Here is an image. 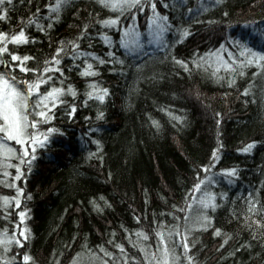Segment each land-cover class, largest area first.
Instances as JSON below:
<instances>
[{"label":"trees","instance_id":"16d2710c","mask_svg":"<svg viewBox=\"0 0 264 264\" xmlns=\"http://www.w3.org/2000/svg\"><path fill=\"white\" fill-rule=\"evenodd\" d=\"M54 2L12 0L5 6L7 19L0 20V31L10 35L23 27L29 36L25 44L8 45L18 55L33 58L24 62L26 67H43L55 54L61 72L51 73L53 82L63 88L71 84L77 92L76 97L65 93L60 97L64 103L49 109L51 121L33 117L40 120L38 132L48 127L58 131L48 134L47 144L36 146L30 163L21 164L22 175L15 181L23 189L20 206L13 201L0 208V228L23 240L19 229L24 226L28 235L22 246L13 245L0 256H15L13 264H25L21 257L27 252L29 264H69L73 255L87 249L103 256L98 251L103 246L114 254L104 257L109 264L113 258L122 264L115 247L119 243L128 257H137L128 264H142L140 246L155 250L159 221L173 223V212L183 225L180 208L186 207L185 198L192 199L195 190H188L197 181L196 173L200 178L207 174L199 166L209 164L216 149L218 159L210 168H235L236 175L224 173L210 185L217 207L207 213L208 226L186 238L187 252L195 264H264V228L252 220L255 216L264 223V74L253 76L255 65L241 69L236 63L244 59L241 46L264 52V0H142L143 11L132 9L141 32L153 2L155 11L168 18L164 41L145 55L130 54L121 46V29L133 18L129 12L108 27L98 21L116 13L98 0H69L59 18L50 21L45 5ZM33 16L43 32L25 23ZM183 30L189 34L181 39ZM57 47L62 53H55ZM77 50L95 56L76 55ZM216 54L233 68H225ZM85 61L95 75H81ZM12 71L18 80L33 78L19 68ZM93 80L95 87L108 89L103 102L85 99ZM46 88L41 85V91ZM97 112L103 114L99 119ZM250 141H255L251 151L239 150ZM12 163L19 161L13 158ZM8 171L11 182L15 169ZM5 195L16 196L15 188L0 185V196ZM93 199L102 211L93 207ZM250 200L258 209L251 214ZM24 209L22 223L16 213ZM217 228L220 232L214 235ZM178 249L184 252L182 245Z\"/></svg>","mask_w":264,"mask_h":264},{"label":"snow or ice","instance_id":"6c2138e0","mask_svg":"<svg viewBox=\"0 0 264 264\" xmlns=\"http://www.w3.org/2000/svg\"><path fill=\"white\" fill-rule=\"evenodd\" d=\"M69 0H55L54 3L45 5L47 10V15L49 20H56L59 18L62 10L68 4ZM219 2V0H217ZM98 3L105 9L111 10L116 13L102 20H99L98 23L108 27L114 26L120 19L121 15L125 12H129L133 19L135 18V12L132 11L134 8H138L140 11H143L141 7L142 0H98ZM12 0H0V20L7 19L5 6L10 7ZM153 13L148 17V24L150 26V34H154L156 37H160L167 29V17L160 15L159 12L155 11L156 5L153 2L151 4ZM40 10L37 9V12ZM26 24H34L41 32L44 31V27L38 22V18L33 16L28 21H25ZM51 23L48 24V27H51ZM85 28L88 27L87 24L84 25ZM189 33L186 30L180 31L181 39L187 36ZM83 35V32L81 33ZM103 35V34H101ZM141 33L136 30L133 24H129L127 28L123 29L121 35V46L128 47L129 44L137 45L140 40ZM29 36L25 34L23 27L19 31L14 32L13 34L0 31V67L3 68L0 71V170H2V176H0V185L7 188H15L16 196L9 197L7 195L0 196V208H6L10 203L14 201L15 206L18 208L21 204L19 195L23 192V189L17 187L15 181L20 178L22 175L21 164L30 163L31 160L35 158V150L37 145H45L49 140V135L53 131H58L52 127H48L45 133H40L37 131L38 123L42 121H51L53 116L49 113V109L54 108L57 104H62L64 101L60 99L65 93L71 94L72 97L77 96L76 90L73 88V85L68 84L67 88L56 85L53 75L51 73L61 72V69L57 67L61 62L55 54H53L49 60L43 61V67H32L28 68L24 65L25 61L33 59L28 55L20 56L16 51L10 50L8 45L9 43L13 45H22L28 42ZM34 39V38H32ZM104 43L108 44L109 39L103 37ZM73 49H77V44L74 42H69ZM62 48L57 47L55 53H62ZM7 54L8 59L4 58V55ZM76 55H87L95 56L94 53L83 54L77 50ZM231 55V53H229ZM240 56L244 57L242 60H237L236 63L241 69L248 66H256V72L253 73L255 76L257 73L264 74V52L253 51L250 48L241 46ZM99 63L103 64L104 60L99 59ZM217 59L223 63V66L227 69H232L233 65L226 61H223L221 57L217 55ZM17 62V63H13ZM87 67L81 71L82 76L95 75V69L91 63L85 61ZM184 65V61H177ZM195 64V61H193ZM203 64L199 67L203 68ZM220 65L216 64L218 68ZM186 67V65H185ZM19 68L20 72H28L33 75L32 79H22L18 80L17 77L13 74V69ZM49 75H45V74ZM245 73L241 71L239 75L243 76ZM213 76H216V72L213 71ZM234 80L229 78L228 83L232 84ZM63 83V80L60 81ZM96 82L93 80L90 82L88 87L91 89L86 92L85 99L94 98L103 102L105 100V95L108 93L107 88L100 89L95 87ZM41 85H47L45 91H41ZM248 88L244 89V92L247 93ZM30 97L32 99H30ZM72 109L68 113L71 117L72 113L75 111V104L69 105ZM102 113L97 112V118L102 117ZM169 116H172V113H168ZM219 115V113H217ZM33 117L40 118V120ZM175 120L179 121L182 119L180 116H175ZM219 122V121H217ZM152 124L156 127H159L156 120L152 121ZM9 142H14L9 143ZM27 142V143H26ZM99 145V141L95 142ZM255 141H250L245 144L241 149L242 152L251 151ZM18 146V147H17ZM89 156L94 155V153H89ZM15 158L19 163H12V159ZM25 158H28L27 161ZM218 159L216 149H213L211 157L209 158V164L200 165L199 167L205 172L209 171L211 165L216 163ZM9 168L15 169V176H12L11 182L8 181V177L11 173L8 171ZM222 173L230 174L232 176L236 175L235 168H225L220 170ZM197 181L192 185V188L188 190L189 193H192L193 190H198L200 195L199 198L195 201L188 200L185 198L184 204L186 207H181L180 211L184 213L183 216V225H181V217L176 215L173 212H170L169 215L173 217V223L165 224L164 220L159 221L160 230L156 231L155 235L158 238L157 246L155 250H151V246H140V252L142 256V264H195L193 260V255L189 254L187 250L190 247L187 239H183L182 247L184 249L183 253L178 254L174 247L170 246L171 237L175 235L176 237H181V228H183V235L187 237L191 234L192 229H204L208 226V222L211 220V217L206 215V210L215 209L216 196L217 194L213 192L206 191L208 187L205 184V181L209 183H215V179H209L205 176L200 178V173H196ZM101 200H104L103 196L100 197ZM93 207L98 210H103L100 204L96 203L95 199L91 201ZM104 203L108 202L104 200ZM177 205H173V208H176ZM187 209H194V212L190 215ZM19 211L16 214L19 216L21 221L25 216V212ZM258 211L256 204L249 201V214ZM264 212V210H260ZM264 219V216H262ZM253 223L260 227L264 228V223L261 222V219H257L255 216H252ZM247 217L245 218V222ZM249 228H252V224L248 225ZM253 234L255 235V228H252ZM220 232V229H216L213 233L216 235ZM138 235L142 236L144 239H147V235L141 231H138ZM264 235V233H262ZM19 237H23V240L28 239L26 235V230L21 228L19 229ZM23 240L17 237L16 232H9L7 227L0 228V251L7 253L11 246L17 245L22 246ZM86 247V246H85ZM117 249H120V253L123 256L122 264H128L129 259L136 260L137 257H128L124 253V246L117 243L115 245ZM98 251L103 253V256L97 254V252L87 249V251L77 252L73 255L72 259L69 261V264H109V261L104 257H114V254L110 251H107L103 246H98ZM16 259L15 256L9 258L7 256H0V264H13V261ZM21 259L25 264H29L32 260V257L24 252ZM113 264H121V261L117 258H113Z\"/></svg>","mask_w":264,"mask_h":264},{"label":"rangeland","instance_id":"374dc122","mask_svg":"<svg viewBox=\"0 0 264 264\" xmlns=\"http://www.w3.org/2000/svg\"><path fill=\"white\" fill-rule=\"evenodd\" d=\"M153 13V12H152ZM133 24L136 28L137 31H139L141 33V36H140V40H139V43L137 45H132V44H129V46L126 48V47H123L128 53L130 54H143L146 52V50L148 49H152V48H155L157 47L163 40V36H164V33L160 36V37H156L154 34H150V26L148 24V21L146 23V27H145V32H141L138 27H137V23L135 21V18L131 19L128 23L129 24ZM127 25V26H128ZM127 26L123 27L121 29V35H122V31L123 29L127 28ZM218 54H216L217 56ZM222 173L220 170L219 171H216L214 170L213 168H210L209 171H207V174L206 176L209 177V179H216V181H218L219 179L217 177H220L218 174ZM224 174V173H222ZM215 181V182H216ZM205 184L208 185V187L205 189L206 191H209V192H212V190L210 189V185L212 186L213 183H210L209 184V181H205ZM215 184V183H214ZM199 191L198 190H195L194 191V194L192 196V201H195L199 198ZM210 209L206 210V215H208V211ZM188 212L189 214L191 215L193 212H194V209H188ZM24 221L22 220V223ZM23 229H25V227L23 226L22 227ZM195 229H192V231H194ZM189 236V235H188ZM187 236V237H188ZM187 237H184V235L181 233V237H176V236H173L171 237V243H170V246L171 247H174L175 250L177 251L178 254H180V249H178L182 244L179 242V240L183 241V239L187 238Z\"/></svg>","mask_w":264,"mask_h":264},{"label":"bare ground","instance_id":"6f19581e","mask_svg":"<svg viewBox=\"0 0 264 264\" xmlns=\"http://www.w3.org/2000/svg\"><path fill=\"white\" fill-rule=\"evenodd\" d=\"M144 32H145V31H144ZM144 32H143V33H144ZM164 38H165V32H164V36H163V40H162V42L164 41ZM162 42H161V43H162ZM161 43H160V44H161ZM160 44H159V45H160ZM152 49H153V48H152ZM152 49H148V50H146V52L143 53L142 55H145V54H147V53H150V52L152 51ZM140 55H141V54H140ZM218 175L220 176V177H217L219 180H220L222 177H224V175H223L222 173H220V174H218Z\"/></svg>","mask_w":264,"mask_h":264}]
</instances>
